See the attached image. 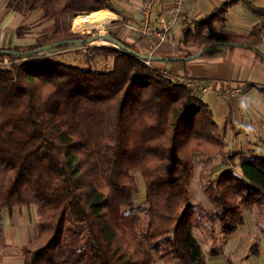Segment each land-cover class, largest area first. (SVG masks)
Segmentation results:
<instances>
[{
  "label": "trees",
  "instance_id": "1",
  "mask_svg": "<svg viewBox=\"0 0 264 264\" xmlns=\"http://www.w3.org/2000/svg\"><path fill=\"white\" fill-rule=\"evenodd\" d=\"M6 4L26 19L40 11L42 22L52 21L34 42L0 47L1 246L7 211L32 206L39 216L36 246H22L23 264H153L156 254L168 264H207L192 234L196 218L221 224L229 235L244 223V209L255 205L264 215V152L227 155L229 118L219 126L199 91L122 47L89 45L88 35L70 29V19L81 14L117 12L113 0ZM232 4L183 20L181 45H200L202 54L218 44L243 45L264 58L257 48L264 6L248 2L259 15L248 32H206L226 20ZM27 26L17 27L18 37ZM64 39H83L86 60L111 56L112 67L35 57L43 51L23 54ZM195 156H219L226 165L205 183L212 208L190 198ZM137 175L144 183L142 205L134 198ZM226 264L241 263L227 255Z\"/></svg>",
  "mask_w": 264,
  "mask_h": 264
},
{
  "label": "crops",
  "instance_id": "2",
  "mask_svg": "<svg viewBox=\"0 0 264 264\" xmlns=\"http://www.w3.org/2000/svg\"><path fill=\"white\" fill-rule=\"evenodd\" d=\"M225 1L229 0H188L181 18L164 31V25L168 24L174 14V2L160 0L151 14V19L153 27L164 32L165 39L161 42L158 36L144 35L127 26L128 24L139 26L141 20L139 6L142 0H113L117 12L108 8L102 10L112 13L110 22L116 28V37L131 45L133 49L137 44L143 54L156 56L155 59H151L153 67L213 84L214 88L203 93L202 98L208 102L219 126L229 118L226 135L229 151L264 152V58L251 47L226 44L215 45L210 47L213 51L191 57L201 49V46L183 47L180 43L183 20L204 16ZM248 2L264 6V0H233V4L226 12V20L215 21L206 32L212 33L223 27L241 33L248 32L259 19V15L250 8ZM23 23H27L23 13L9 8L6 0H0V47L20 45L17 44L19 37L16 29ZM257 48L264 55V38ZM174 57L183 58L172 59ZM228 87H238L239 94L231 98L223 97L219 90ZM215 165H220L222 169L226 166L222 161ZM15 208L11 213L5 214L3 233L5 245L0 248V264H23L22 246L30 243L34 236L33 227L37 219L35 208L32 206ZM240 229L226 238L222 235L223 243L216 246L220 249L213 247V250L205 253L203 251L207 264H226V256L237 252L235 244L237 235L241 233ZM257 264L263 263L258 261Z\"/></svg>",
  "mask_w": 264,
  "mask_h": 264
},
{
  "label": "rangeland",
  "instance_id": "3",
  "mask_svg": "<svg viewBox=\"0 0 264 264\" xmlns=\"http://www.w3.org/2000/svg\"><path fill=\"white\" fill-rule=\"evenodd\" d=\"M40 15H41L40 11H35L31 13L29 18H27L26 24H28V26L24 30L26 32L23 37H19V39L17 40L18 42L17 44L24 46L26 44L32 43L41 33L47 31V28L51 25L52 21L42 22ZM81 15L85 16L86 14H81ZM74 20L75 18L73 20L72 18L70 19L69 26L70 29L76 33H83L84 35H88V36H93L103 33H111V32L112 34L117 33V31H115L116 28L113 27L114 25L110 21L109 23H106L102 28L86 27V28L78 29L74 24ZM99 38L106 40L103 37H98L97 39ZM83 45L85 44L78 43V44H71L64 49L50 48L43 51V53L36 55L35 57L44 56L47 58H52L53 60H60L65 63L80 65L84 67L90 65L91 67L96 69H109L112 67L113 58L111 56L96 57L92 61L86 60V56H85L86 50H83L81 48V46L85 47ZM104 45L117 47L116 45H114V43H111L110 41L109 44H104ZM134 50L142 53L141 52L142 49L137 44L134 45ZM2 63L8 66L11 64V61L8 58H4ZM228 149L229 146L226 148L227 155L231 153V151H229ZM195 157L196 158H195L194 172L190 181V188H189L190 198L193 202H200L203 203L207 208H212L213 204L209 200L208 195L205 191V183L208 180V178L216 177L218 173L221 171L222 168L220 167V165H215L216 163L221 162L220 161L221 157L217 156L215 158L212 157L209 159H206L205 156L204 157L195 156ZM236 160L238 161V156L236 157ZM137 178H138L140 191L135 195L134 198L136 204L142 205L145 203L144 183L140 175H137ZM18 207H22V206H18ZM15 209L16 208L12 209V211ZM12 211L10 212L7 211L6 215L11 213ZM243 211H244V223L242 224L241 227H239L241 228L239 230L241 231V233L237 235L238 238L236 237L237 241L235 244L237 252L234 253L232 257L234 258L235 261L241 264H257L258 261L264 264V221H263L264 215L262 216V212L258 210L257 206L255 205H253L252 207L246 210L244 209ZM31 217H33V215H31ZM38 217L39 216L37 214V219L33 227L34 233H32V235H34L33 239L31 240L30 243H28L32 248L36 246L34 242L37 238ZM192 234L200 242L204 253L206 251L213 250V247L217 249L218 247L216 246H221L220 244L223 243L222 235L225 236V238L228 237V234L226 235L223 232L220 224L215 223L212 227H210L208 221H206L204 217L198 219L196 218L194 220L192 226ZM1 247L2 246L0 244V248ZM256 247L258 248L257 250ZM253 249L256 251L253 252L254 251ZM239 252L241 253L239 254ZM168 262L169 261L167 259L161 258L156 254L153 264H168Z\"/></svg>",
  "mask_w": 264,
  "mask_h": 264
},
{
  "label": "built area",
  "instance_id": "4",
  "mask_svg": "<svg viewBox=\"0 0 264 264\" xmlns=\"http://www.w3.org/2000/svg\"><path fill=\"white\" fill-rule=\"evenodd\" d=\"M188 0H173L174 2V10H173V16L169 20L168 24L164 25V31L168 30L173 22L179 20L181 18V13L184 11L186 3ZM160 0H142L140 6H139V12L141 14V20L139 26L130 25L128 24V28L131 30H138L140 33L144 35H154L158 36L159 42L163 41L165 39L164 32H160L156 28L153 27V22L151 19V14L155 10L156 6L159 4ZM89 45H91L89 43ZM85 47L81 48L83 50L87 49L88 45H83ZM144 62L148 65H151V59L150 58H142ZM161 73L166 75L167 77L172 78L177 83H182L188 86L191 89L199 91L201 94L206 93L210 90H212L213 84L207 83L201 79L184 76V75H174L170 72H167L165 70H162ZM220 94L225 98H231L235 97L239 94V88L238 87H228L222 90H219Z\"/></svg>",
  "mask_w": 264,
  "mask_h": 264
},
{
  "label": "water",
  "instance_id": "5",
  "mask_svg": "<svg viewBox=\"0 0 264 264\" xmlns=\"http://www.w3.org/2000/svg\"><path fill=\"white\" fill-rule=\"evenodd\" d=\"M98 37H103L106 40L110 41L111 43H114L118 48L122 47L136 55H138L141 58H150V59H155L156 56H152L151 54H143L140 52L135 51L134 49L127 47L124 43H122L118 38H116L115 36L111 35L110 33H103V34H97V35H93V36H89L86 38V41L88 43H90L91 45H94L93 41H95ZM83 39H64V40H58L55 42H51L49 44H46L44 46L38 47L36 49L33 50H28L23 52V54H29L34 53V52H39V51H45L47 49L50 48H54V47H58L62 44H78V43H82ZM96 45V44H95ZM99 45H104V44H99ZM4 50L0 49V52H2ZM204 51V48L199 50L198 52H196L195 54H193L191 57H196L199 54H201ZM183 57H174L172 59H182Z\"/></svg>",
  "mask_w": 264,
  "mask_h": 264
},
{
  "label": "bare ground",
  "instance_id": "6",
  "mask_svg": "<svg viewBox=\"0 0 264 264\" xmlns=\"http://www.w3.org/2000/svg\"><path fill=\"white\" fill-rule=\"evenodd\" d=\"M112 13L104 11H94L88 15L80 16L75 18L74 24L79 29L86 27H97L102 28L106 23H108L112 18ZM95 44H109V41L103 40L101 38L93 41Z\"/></svg>",
  "mask_w": 264,
  "mask_h": 264
}]
</instances>
